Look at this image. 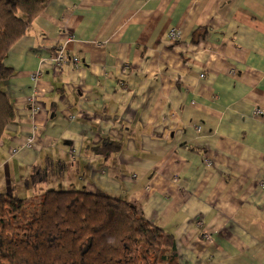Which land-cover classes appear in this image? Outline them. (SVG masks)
<instances>
[{
	"label": "crops",
	"instance_id": "obj_1",
	"mask_svg": "<svg viewBox=\"0 0 264 264\" xmlns=\"http://www.w3.org/2000/svg\"><path fill=\"white\" fill-rule=\"evenodd\" d=\"M63 45L78 67L53 64ZM5 64L0 191H103L179 264H264V0H54Z\"/></svg>",
	"mask_w": 264,
	"mask_h": 264
},
{
	"label": "trees",
	"instance_id": "obj_2",
	"mask_svg": "<svg viewBox=\"0 0 264 264\" xmlns=\"http://www.w3.org/2000/svg\"><path fill=\"white\" fill-rule=\"evenodd\" d=\"M53 1L0 0V85L13 75L5 64L8 54ZM207 34L199 28L192 43L199 45ZM16 117L0 89V143ZM52 168L34 170L26 183L48 181ZM42 192L22 198L0 191V264H179L175 237L131 203L75 187Z\"/></svg>",
	"mask_w": 264,
	"mask_h": 264
},
{
	"label": "built area",
	"instance_id": "obj_3",
	"mask_svg": "<svg viewBox=\"0 0 264 264\" xmlns=\"http://www.w3.org/2000/svg\"><path fill=\"white\" fill-rule=\"evenodd\" d=\"M177 37H179V33H176V31H173L171 33V38L175 39ZM70 40L72 39L69 38L68 41ZM52 62L58 68H61L63 66L78 67L80 63L77 57H71L66 54L64 45L59 47L58 54L54 58H52ZM41 75H42L41 71L35 72L31 76L32 81H37L41 77ZM30 102H34V99L31 98Z\"/></svg>",
	"mask_w": 264,
	"mask_h": 264
},
{
	"label": "rangeland",
	"instance_id": "obj_4",
	"mask_svg": "<svg viewBox=\"0 0 264 264\" xmlns=\"http://www.w3.org/2000/svg\"><path fill=\"white\" fill-rule=\"evenodd\" d=\"M70 38L72 39V37H70ZM70 41H71V40H70ZM32 174H33V172H32ZM29 179H30V178H29ZM28 184H29V183H28ZM36 185H37V184H36ZM34 186H35V185H32V186H31V189H29L30 192H33L34 189H33L32 187H34ZM9 191H10V190H9ZM36 192H37V193H36ZM35 193H36V195H40V193H43V192L41 191V188H40V187H37V188L35 189ZM21 195H22V194L20 193L19 196L22 197V198H24V197L21 196ZM33 195H35V194H33ZM33 195H31V196H33Z\"/></svg>",
	"mask_w": 264,
	"mask_h": 264
},
{
	"label": "bare ground",
	"instance_id": "obj_5",
	"mask_svg": "<svg viewBox=\"0 0 264 264\" xmlns=\"http://www.w3.org/2000/svg\"><path fill=\"white\" fill-rule=\"evenodd\" d=\"M176 33H178V32H176Z\"/></svg>",
	"mask_w": 264,
	"mask_h": 264
}]
</instances>
